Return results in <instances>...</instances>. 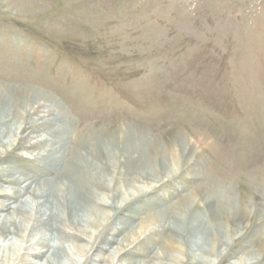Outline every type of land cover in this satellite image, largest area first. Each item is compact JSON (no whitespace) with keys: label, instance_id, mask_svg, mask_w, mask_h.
<instances>
[{"label":"rangeland","instance_id":"rangeland-1","mask_svg":"<svg viewBox=\"0 0 264 264\" xmlns=\"http://www.w3.org/2000/svg\"><path fill=\"white\" fill-rule=\"evenodd\" d=\"M0 150V264H264V0H0Z\"/></svg>","mask_w":264,"mask_h":264},{"label":"bare ground","instance_id":"bare-ground-1","mask_svg":"<svg viewBox=\"0 0 264 264\" xmlns=\"http://www.w3.org/2000/svg\"><path fill=\"white\" fill-rule=\"evenodd\" d=\"M47 107V106H46ZM33 112H35V109L33 108ZM40 111V110H39ZM26 112H28V111H26ZM37 113H39V112H37ZM48 113V112H47ZM13 133V132H12ZM15 135V134H14ZM15 140V139H14ZM4 148V147H3ZM3 148H1L2 150H3ZM1 151V150H0ZM2 153V152H1ZM31 188V187H30ZM35 192H37V191H35ZM39 195H42L43 196V194L42 193H38ZM63 196V195H62ZM32 198V197H31ZM43 197H41V196H34V198H33V200L31 199V201H24V204H23V207L25 208V207H29V211H28V213L26 212V211H24V212H22V214L25 216V217H27V218H29L28 220L29 221H31L32 220V212H34L35 211V215H40L41 214V217L42 218H45L46 217V212H43V213H41V209H43L45 206H46V201H44V203H39V199H42ZM63 199V198H62ZM43 202V201H42ZM35 203H37L36 205L38 206V207H36L37 209L35 210ZM31 206H30V205ZM22 205V204H21ZM42 205V206H41ZM22 207V208H23ZM61 213V215H59L60 217H61V219L59 220V221H61L62 219L63 220H65V216H66V214H65V210L63 209V211H61L60 212ZM22 215V216H23ZM20 216V215H19ZM40 217V216H39ZM11 219V218H10ZM76 218H74V220H75ZM25 220V219H24ZM96 220V219H95ZM95 220H92V221H88V220H86V221H84L83 219L80 221V223H78L79 221H74V224H75V228H76V230H77V232L78 233H80L81 235H84L85 237H87V238H91L92 240H94V242L92 243V246H91V248L93 247V245L95 244V242H96V239H95V233H96V231H98L99 230V228L101 227V226H99V225H97V223H96V221ZM5 221V220H4ZM4 221H2V222H4ZM26 221V220H25ZM9 222H12V221H9ZM98 222V221H97ZM100 223V222H99ZM98 223V224H99ZM1 224V223H0ZM17 224H19L18 222H17ZM21 224V223H20ZM101 224V223H100ZM4 225H5V223H4ZM1 226V225H0ZM3 226V225H2ZM7 226V225H6ZM3 227V228H1L2 230H4V232L3 233H9L10 235L11 234H13L14 232H12L11 230H9V229H6L7 227ZM43 226V225H42ZM44 226H46V224L44 225ZM48 226V225H47ZM18 227V226H17ZM67 227V226H66ZM40 228V227H39ZM46 228V227H45ZM27 229L28 228H25V229H23V232H27ZM32 229H34V228H32ZM1 230V231H2ZM7 230V231H6ZM17 230V229H16ZM32 232H34V231H32ZM29 233V232H28ZM41 233V232H40ZM43 233V232H42ZM2 234V233H1ZM34 235H36L35 233H34ZM66 235V234H65ZM31 236V235H30ZM42 236H44V235H42ZM70 236V235H69ZM95 236V237H94ZM34 238H35V236H34ZM39 239H40V237H38ZM24 240V239H23ZM40 241V240H39ZM45 243V242H44ZM27 244V243H26ZM41 244V243H40ZM46 244V243H45ZM36 245V244H35ZM34 245V246H35ZM26 246V245H25ZM30 246V245H29ZM36 246H40V245H36ZM41 246H42V248H47V249H49V250H59V249H57L55 246L53 247V246H46V245H44V244H41ZM90 245L88 244L87 245V247L86 248H88V249H85L84 250V247H80L79 245H73L72 246V248L71 249H69V252H66L63 248L62 249H60L61 251H62V253H63V255H65V253H66V256L69 258L68 259V261L69 262H72L71 264H76V262H77V264L79 263H81V260L79 259V257H78V255L79 254H83V256H82V259L84 258L85 260H83L84 262H82V264H86V262H87V259H89V258H87V254L89 253V251H90V247H89ZM31 247H33V246H31ZM112 247V246H111ZM90 248V249H89ZM25 249V248H24ZM122 249L123 248H115V249H112V255L110 256V257H102V258H100L99 259V261L100 262H103L104 261V264H115V260L117 259V257L120 255V254H122ZM24 251V250H23ZM64 251V252H63ZM37 253V252H36ZM68 253H69V255H68ZM33 254H35V253H33ZM76 255H77V258H76V262H74L73 263V261L71 260V256H75L76 257ZM86 257V258H85ZM30 258H32V257H30ZM73 259V258H72ZM36 260V259H35ZM90 260V259H89ZM92 260V259H91ZM98 260V259H97ZM46 263L45 264H52V262H50V259H48L47 261H45ZM93 262H95V263H97L96 262V260H92V263ZM98 264V263H97ZM178 264H180V263H178ZM181 264H186V261H182L181 262Z\"/></svg>","mask_w":264,"mask_h":264}]
</instances>
